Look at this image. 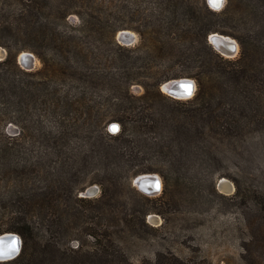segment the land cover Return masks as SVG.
<instances>
[{
    "label": "rangeland",
    "instance_id": "374dc122",
    "mask_svg": "<svg viewBox=\"0 0 264 264\" xmlns=\"http://www.w3.org/2000/svg\"><path fill=\"white\" fill-rule=\"evenodd\" d=\"M12 2L3 7L0 32V234L13 224L12 217L22 204H40V194L47 192L53 221L45 222L39 212H33L37 232L59 241L61 217L71 248L108 249L118 255L115 264H264V80L253 75L242 80L236 91L231 88L235 81L229 77L234 67L228 61L239 57L237 35L245 28L240 1L234 0L230 13L219 18L228 22L224 25L229 34L224 35L240 46L231 58L213 47L227 60L224 65L212 59L200 42L183 41L176 44L175 51L164 53L154 47L151 37L164 41L180 37L182 30L199 20L214 22L218 17H211L205 6L219 13L228 0L219 10L208 0H83L82 17L89 23L80 51L90 60L81 62L71 56L62 64L67 68L64 75L55 78L36 73L43 63L29 49L17 53L18 67L8 62V47L16 53L21 45L38 44L23 32L34 24L18 16ZM70 16L73 24L84 22L76 14ZM35 19L37 27L59 23L48 9ZM108 25L117 30L114 40L118 43L121 30L135 33V43H120L123 47L119 48L100 32ZM140 31L146 33L145 38ZM193 44L202 49L201 60L190 50ZM23 51L36 56L30 68L19 63ZM75 67L84 68L83 82L71 77ZM201 71L215 88L223 81L232 91L223 102L226 114L219 115L221 109L217 113L220 123L193 120L186 114L196 105L191 99L197 90L191 98L178 99L161 88L171 79L196 81L194 73ZM106 74L112 77L104 81ZM165 75L171 77L163 80L159 89L170 114L154 110L167 106L158 97L141 99L145 86ZM126 77L132 79L129 93ZM118 105L134 109L128 110L131 131L127 141L115 139L119 131L113 132L110 126L117 121L99 124L100 117ZM143 113L151 118L141 122L140 131L132 129ZM161 115L168 119L163 128H148L154 124L152 117ZM183 124L194 133L176 138L175 125ZM204 125L209 126L206 133L195 134V127ZM104 144L119 147L128 160L115 158L118 161L113 162L107 154L112 160L102 165ZM90 155V167H83L80 157ZM141 174L159 176L162 191L148 195L137 188L134 180ZM111 182L115 185L109 190L112 188L117 198L112 214L99 202ZM224 182L232 191L222 190ZM94 186L97 192L86 195ZM60 187L64 188L62 197ZM141 204L149 209L146 225L135 211ZM122 211L133 220L131 224L116 219ZM91 229L97 237L88 233Z\"/></svg>",
    "mask_w": 264,
    "mask_h": 264
},
{
    "label": "trees",
    "instance_id": "16d2710c",
    "mask_svg": "<svg viewBox=\"0 0 264 264\" xmlns=\"http://www.w3.org/2000/svg\"><path fill=\"white\" fill-rule=\"evenodd\" d=\"M10 1L11 0H0V32L2 31V10H5L4 8H6L8 5L10 6ZM12 1V3L15 4V12L18 13V16H20L25 22L30 21L34 24L26 27L23 32L26 37L35 38L38 44L34 42V45H21L16 53H14L11 48L8 47V58H10L8 62H13V65L18 67L16 62L17 53H19L21 50L29 49L34 52L43 63V68L36 73L38 75L42 74L55 78L58 76V74L64 75V72L67 68L63 67V65L70 61L71 56L73 57V60H81V62H87L90 60L86 53L80 51V46L84 42L83 39L87 33V24L89 23V21L82 17L81 6H84L83 0ZM239 1L243 6V23L245 26L244 33L237 35L241 45V51L239 57L236 60L228 61L230 64H232V67H234L231 69L229 77L230 80L235 81L233 87L231 86V88H234L236 91L239 90L238 85L242 83V80H247L253 75L264 80V0ZM233 7L234 0H228L224 9H222L219 13L205 6L207 13L211 15V17H218L216 20H214V22H205L199 20L197 25L195 23V26L191 25L186 30H182L180 37H172L164 41L160 40L158 37H151V39H153L154 43L156 44L154 47L165 53L167 51H175L176 44L183 41H190L193 43L200 42V46H202L203 49H205L208 54L211 55L212 59H214L216 62H219L220 64H228V62H225L227 60L220 56L213 49V46L208 43L207 37L213 32L229 34L224 25V23L227 24L228 22L222 23V20L219 18L229 14ZM44 9H48L50 12L54 13L55 18L59 21V23H57L55 26H51L49 24L37 27L38 25H36L35 22L38 21H36L35 18L38 16V13ZM71 14H76L79 17H82L84 22L80 25L73 24L69 18L72 17L70 16ZM9 29L12 30V28ZM116 31V29H113L112 26L110 27V25H108L107 29L103 28L100 32L106 38L110 39L113 44L121 48L123 46L114 40ZM93 34L97 33L94 32ZM140 34L142 35V38H145V32L140 31ZM190 50L193 51V54L197 56L199 60H201L202 49L199 47V45L195 46L193 44ZM84 54H86L85 59ZM201 62L203 63V60ZM83 70L84 68L81 67H75L71 69V73L74 75L71 77L78 78L83 82L84 78L86 77V74H84ZM89 76L90 75L87 74V77ZM173 76L177 77L178 75ZM109 77L112 76L110 74L104 75V81L108 80ZM170 77L171 75L155 77L152 83L149 84V87L145 86L146 93L141 97V99L148 98V100H152L158 97L161 102L167 103V99L162 95L163 93L160 92L159 86L163 80H166ZM194 77L197 81L198 88L195 97L191 100L196 105L185 111L186 114L190 115L193 120L199 118L202 121L210 122L212 119H214V121L220 123L216 117L226 114L228 109L222 107L223 102L229 93L232 94V91L223 85V81H220L219 85H217V88L219 89L215 88L214 85L211 84L210 78H208V76L205 75L203 71L194 73ZM92 79H94V77ZM131 80L132 79H130V77L125 80V89L127 93H129L128 89ZM117 86H119V84ZM120 86H122V84H120ZM55 95H57L56 91ZM234 95H236L235 97L239 96L237 93ZM150 109H152V107H150ZM128 110L133 111L134 109L123 105H118L111 110V113L105 115V117H100L99 119V124H103V126L107 123H110L111 121L118 122L120 129L117 134L118 136L115 138L116 140H129L128 134L129 131H131V119L129 117L130 113ZM154 110H156L158 113L161 112L163 114H170L168 103L167 106L166 104H163L162 107L158 106L154 108ZM219 110L220 114L217 115ZM53 113H56V109L53 111ZM149 118H151V114L143 113L141 119L134 120L136 123H134L132 129L135 128L136 131H140V129H142L144 126L141 122ZM165 120H168L166 119L165 115H161V118L159 119H156V117L153 116L152 122L154 124H148V128H150V126L151 128H163L161 125ZM206 126H196L194 129L195 134L198 136L204 135V133H206V128H209V126ZM174 132L176 138L192 136L193 134L191 135V133H194L192 128L186 127L185 124L175 125ZM118 149L120 148L108 147L104 144L102 157H100V162L102 165L106 166L112 160L107 158L108 155L112 156L113 159L118 158L119 160H124V162H126L128 159L125 158V154ZM80 161L83 167H90L92 155L80 157ZM114 161L116 162L118 160L115 159L113 162ZM114 185L115 183L112 185H106L99 199V202L102 204L101 207H108L111 214L114 211V207L117 203L115 201V199H117L116 193L113 192L112 188L109 190V187ZM63 191L64 188L60 187V197L64 195ZM40 196H43L42 203L36 204L33 202H27L22 204L23 206L21 207L20 211L14 217H12L13 224L2 230L1 233L12 231L20 234L23 243L22 249L18 256L11 260L2 261L0 264H100L99 262H102L103 264H115L118 255L116 253L110 252L108 249H86L84 246H80L78 249L71 248L69 246V239H66L64 236V225L62 224L63 222L61 217L60 221H58L60 223L59 231L61 234L59 241L55 242L50 236L46 234L40 235V231L37 232L38 227L35 221L32 219L34 214L33 212H39L42 215L43 220L47 222L50 220L49 214L51 210L50 208L52 207V203L47 192H42ZM77 200L81 202L83 201V199L79 197H77ZM145 200L150 202L149 199ZM142 206H144V204H141V207L136 208L135 211L138 214L141 222L146 225L145 219L149 209L144 207L142 208ZM122 212L123 216L116 215V219L126 221V223L131 224L133 220L129 218L128 213L124 211ZM88 233L95 237L98 236V233L93 229L88 231ZM124 255L125 254H123V257L126 259V256Z\"/></svg>",
    "mask_w": 264,
    "mask_h": 264
},
{
    "label": "water",
    "instance_id": "95a60500",
    "mask_svg": "<svg viewBox=\"0 0 264 264\" xmlns=\"http://www.w3.org/2000/svg\"><path fill=\"white\" fill-rule=\"evenodd\" d=\"M208 2L212 8L216 10H219L224 6V0H220L221 3H215L213 0H208ZM214 5L217 8H215ZM117 39L119 43L132 45L136 41V34L130 30H121L118 33ZM208 39L214 49L225 57H234L239 52V43L231 36L213 32L209 35ZM1 57H3V52L0 50V58ZM35 59L36 56L28 51H23L18 58L19 63L28 68L34 65ZM166 83H171V85L167 90H164L163 87ZM161 88L174 98L188 99L195 95L197 83L190 78H178L164 82L161 85ZM118 125V123H113L111 124L110 129L113 132H117L120 129V126ZM135 182L137 183L136 187L148 195L158 194L162 191V179L157 175L141 174L135 178L134 183ZM97 188L98 187L96 186L89 187L85 194L92 195L97 192ZM22 243V237L17 233L5 232L0 234V261L11 260L18 256L22 249Z\"/></svg>",
    "mask_w": 264,
    "mask_h": 264
},
{
    "label": "bare ground",
    "instance_id": "6f19581e",
    "mask_svg": "<svg viewBox=\"0 0 264 264\" xmlns=\"http://www.w3.org/2000/svg\"><path fill=\"white\" fill-rule=\"evenodd\" d=\"M213 2H215V3H221L220 0H213ZM215 8H217V7L215 6ZM170 85H171V83H166L165 86L163 87L164 90H167L170 87ZM134 185H137V183L135 182ZM221 188H222L223 191H227V192L232 191V189L230 188L229 183H227V182L226 183L225 182L222 183ZM154 221H157V220L154 219Z\"/></svg>",
    "mask_w": 264,
    "mask_h": 264
}]
</instances>
